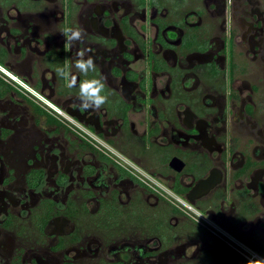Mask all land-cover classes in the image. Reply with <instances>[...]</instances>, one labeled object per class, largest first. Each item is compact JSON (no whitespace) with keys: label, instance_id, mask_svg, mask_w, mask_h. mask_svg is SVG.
I'll return each mask as SVG.
<instances>
[{"label":"flooded vegetation","instance_id":"obj_1","mask_svg":"<svg viewBox=\"0 0 264 264\" xmlns=\"http://www.w3.org/2000/svg\"><path fill=\"white\" fill-rule=\"evenodd\" d=\"M0 264H264V0H0Z\"/></svg>","mask_w":264,"mask_h":264},{"label":"clouds","instance_id":"obj_2","mask_svg":"<svg viewBox=\"0 0 264 264\" xmlns=\"http://www.w3.org/2000/svg\"><path fill=\"white\" fill-rule=\"evenodd\" d=\"M69 44L82 42L85 37V32L79 27H67L62 33ZM88 49H82L77 52V59L74 63V68L79 73L87 75L90 71H95L96 65L94 58L88 55ZM57 75L66 80V87H79L80 107L84 111L99 110L108 101V97L104 94L105 84L102 79L92 78L84 81H78V77L70 70L64 68L56 69Z\"/></svg>","mask_w":264,"mask_h":264}]
</instances>
